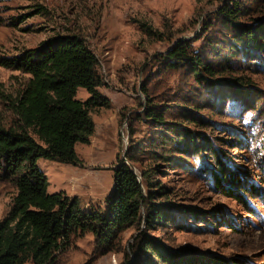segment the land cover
I'll return each mask as SVG.
<instances>
[{
  "label": "rangeland",
  "instance_id": "1",
  "mask_svg": "<svg viewBox=\"0 0 264 264\" xmlns=\"http://www.w3.org/2000/svg\"><path fill=\"white\" fill-rule=\"evenodd\" d=\"M238 1L244 10L240 21L264 18V0ZM220 4V0H0V55L17 54L58 33H76L98 58L103 80L98 90L110 105L90 111L94 132L89 143L75 145L79 164L38 158L48 191L76 195L83 208L103 206L117 156L124 158L129 151L135 172L157 163L164 171L160 181L170 191L166 201L173 212L163 224L145 230L148 234L198 260L218 257L229 264H264V54L249 60L226 56L230 33L217 15ZM143 23L158 35H148ZM178 40L216 66L223 62L226 67L218 76L241 78L255 92L252 104L241 106L226 96L214 103L185 66L166 69L160 55ZM27 78L0 66V124L14 119L9 99ZM87 96L83 87L77 89V98ZM149 111L162 113L166 125L157 124ZM191 114L208 122L201 125ZM182 128L209 138L222 161L240 177V196L235 189L222 192L214 183L217 163L207 148L178 150L160 139L175 140ZM161 145L168 148L161 150ZM250 185L257 194L245 190ZM15 191L0 180V219ZM186 207L199 215L186 213ZM136 231L130 227L121 233L122 247ZM48 264H126V258L122 250L104 251L91 233H85L72 236Z\"/></svg>",
  "mask_w": 264,
  "mask_h": 264
},
{
  "label": "trees",
  "instance_id": "2",
  "mask_svg": "<svg viewBox=\"0 0 264 264\" xmlns=\"http://www.w3.org/2000/svg\"><path fill=\"white\" fill-rule=\"evenodd\" d=\"M220 1L217 15L230 33L226 56L249 60L264 54V18L244 23L240 21L244 10L238 0ZM142 26L148 35H158L149 25ZM159 60L166 69L185 66L195 82L212 94V102L218 104L226 96L241 106L252 104L255 92L242 84L241 78L228 80L218 76L226 65L221 62L216 66L184 40L174 43ZM97 64L93 49L76 33H58L17 54L0 55V66L28 75L15 97L9 99L14 119L9 125L0 124V180L16 189L7 213L0 219V264L51 263L55 253L69 245L72 236L85 233H91L106 252L122 250L126 264H152L154 260L164 264H229L218 257H189L145 231L166 222L174 209L166 201L170 191L160 181L164 171L154 162L135 172L129 151L124 158L117 156L113 185L103 206L83 208L76 195L63 190L48 191V179L37 164L38 158L79 164L75 145L89 143L94 132L90 111L110 105L109 98L98 90L103 80ZM79 87L88 93L83 100L77 98ZM147 115L155 118L157 124L166 125L162 113L149 111ZM191 115L201 125L208 122ZM167 130L172 131L170 127ZM176 134L179 137L175 140L160 139L178 150L193 147L198 152L201 147L207 148L216 158L214 183L222 192L235 189L239 195L240 177L222 161L208 137L188 128ZM165 145L159 148L166 150ZM157 156L160 154L151 158ZM245 190L251 194L258 192L254 185ZM185 212L199 215L187 207ZM130 227L137 229L136 234L122 247L120 235ZM130 254L132 258L128 257Z\"/></svg>",
  "mask_w": 264,
  "mask_h": 264
}]
</instances>
